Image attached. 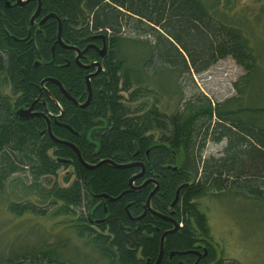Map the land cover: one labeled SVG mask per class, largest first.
Segmentation results:
<instances>
[{
  "label": "trees",
  "instance_id": "16d2710c",
  "mask_svg": "<svg viewBox=\"0 0 264 264\" xmlns=\"http://www.w3.org/2000/svg\"><path fill=\"white\" fill-rule=\"evenodd\" d=\"M234 1L30 0L19 6L0 0V195L12 175L30 179L28 199L12 202L9 211L74 217L77 235L111 264H155L172 221L179 227L165 237L160 264H195L197 254L181 253L203 247L199 264H239L217 257L197 202L221 195L264 202V68L240 20L228 14ZM49 15L55 17L40 24ZM59 23L62 43L86 50L82 61L101 62L89 80L90 72L74 61L67 66L75 52L57 43ZM95 37L106 40V56L100 57L104 42ZM227 57L245 70L234 83L236 96L214 103L195 93L173 111L162 105L165 79L190 77ZM48 78L71 99L53 82L42 87ZM88 83L91 100L81 107ZM7 86L10 93H2ZM36 100L35 111L50 117L55 139L73 144L90 166L113 164L87 168L73 148L49 135L45 118L17 117ZM99 126L106 128L93 131L97 151L86 135ZM222 141L220 156L204 157L208 142ZM129 163L138 166L114 165ZM62 169H72L64 185L52 181ZM156 184L150 206L158 214L146 211L137 219ZM121 194L116 201L104 197ZM54 263L66 264L55 246L0 256V264Z\"/></svg>",
  "mask_w": 264,
  "mask_h": 264
},
{
  "label": "rangeland",
  "instance_id": "374dc122",
  "mask_svg": "<svg viewBox=\"0 0 264 264\" xmlns=\"http://www.w3.org/2000/svg\"><path fill=\"white\" fill-rule=\"evenodd\" d=\"M231 8L236 10L228 14L240 20V27L250 37V44L259 53L258 61L264 68V0H237ZM130 36L136 35L130 32ZM243 75L245 70L227 57L190 77L165 79L162 105L173 111L195 93L208 97L214 103L226 100L236 96L234 83ZM260 80L264 86V72ZM1 92L9 94L10 89L4 87ZM225 146L226 141L208 142L203 155L218 157ZM67 172L71 173L72 169L60 170L52 181L64 185L62 177ZM9 179L5 195H0V256L7 257L11 252L37 253L55 246L66 264H111L101 257L88 238L77 235L72 226L74 217H54L51 212L42 217L11 213L9 204L28 199L25 184L28 185L30 179L21 174L12 175ZM21 179L24 185L20 184ZM29 199L39 203L33 196ZM197 202L207 216L217 257L239 264H264V202L232 195L205 196Z\"/></svg>",
  "mask_w": 264,
  "mask_h": 264
},
{
  "label": "water",
  "instance_id": "95a60500",
  "mask_svg": "<svg viewBox=\"0 0 264 264\" xmlns=\"http://www.w3.org/2000/svg\"><path fill=\"white\" fill-rule=\"evenodd\" d=\"M18 4H22V1H21V0H18ZM6 6H7V7L10 6V2H9V1H6ZM39 13H40V6H39L38 9L36 10V12H35V14L33 15V17L31 18V24H34V21H35V19L39 16ZM49 17H55V16H54V15H49V16H47L46 18H44V19L40 22V24H43L44 21H46ZM59 27H60V30H59V34H58V42H57V43H59V44L62 45V41H61V37H60V31H61V24H60V23H59ZM30 34H31V33L29 32V36H30ZM29 36H28V37H29ZM102 38H103V37H102ZM68 48H70V47H68ZM103 49H105V44L103 45ZM79 56H80V53H79ZM99 71H100V70H99ZM90 77H91V76H90ZM90 77H87V80H89ZM46 82H53V83L57 84V85L60 87V89L62 90L63 94H64L67 98L71 99V97L66 93V91L64 90L62 84H61L58 80L53 79V78L45 79V80H43V81L41 82V86L44 87V84H45ZM88 90H89L88 99L86 100V102H85L84 104L81 105V107H86V106L89 104L90 100H91V95H92V94H91V89H90V85H89V83H88ZM38 101H39V100H36L35 102H33V103L31 104V106L28 107V108H21V109H19V110L16 112L17 117L20 118V119H28V118H30V117H34V116H40V117L45 118V119L47 120V123H48V133H49V135H50V136H51L56 142L66 144V145L70 146L71 148H73V150H74L75 153L77 154V157H78V159L80 160V162H82V164L85 165L87 168H90V167L93 168L92 166L89 167V166L84 162V160H83L82 157H81V154H80L79 150H78L73 144H71L70 142H65V141H62V140L55 139V137L52 135V131H51V124H50V121H51V120H50V117H49L47 114L43 113V112H37V111H35V105L38 103ZM73 102H74L75 104H78V102H77L76 100H73ZM133 165H134V164H128V165L117 166V167L125 168V167H131V166H133ZM141 167H143V165H141ZM142 174H143V172H141L140 174H138L137 176L133 177V178L130 180V184H131V186H132L133 181H134L137 177L141 176ZM157 189H158V186H156V188L153 190V192H152L151 195L149 196V198H148V200H147V202H146V205H145V213H144L141 217H139V218H137V219H141V218L146 214V211H150V212H152L153 214H158V213H156L155 211H153V209H152L151 206H150L151 198H152V196L155 194V192L157 191ZM180 189H181V188H179V189L177 190L176 197H175V199H174V201H173V203H172V207L175 206V204L177 203V201H178V199H179ZM122 196H123V194H121V195L118 196V197L113 198V197H109V196H107V195H104V197H105V198H108V200H110V201H116V200H118V199H119L120 197H122ZM160 216H161V215H160ZM162 218L167 219V220H171V219H168L167 217H164V216H162ZM172 223L174 224V228H173L172 230H169V231L163 233V235H162V237H161V241H160V253H159L158 260H157V262H156L155 264H160L161 259H162V257H163V254H164V240H165V237H166L168 234H172V233H174V232H176V231L178 230V227H179L178 224H177L176 222H174V221H172ZM139 229H140V226H138V228L135 229V230H139ZM147 238H149V237H147ZM189 253H194V254H195L196 251H186V252L181 253V255H185V254H189ZM172 254H173V253H172ZM200 258H201V256L199 257V259L196 261L195 264H199V260H200Z\"/></svg>",
  "mask_w": 264,
  "mask_h": 264
},
{
  "label": "flooded vegetation",
  "instance_id": "af4514ba",
  "mask_svg": "<svg viewBox=\"0 0 264 264\" xmlns=\"http://www.w3.org/2000/svg\"><path fill=\"white\" fill-rule=\"evenodd\" d=\"M24 4H25V2L27 1V0H21ZM26 3H28V2H26ZM15 5H19V6H21L22 4H18L17 3V0H15V3H14ZM40 5V2H39V4H38V6ZM41 6V5H40ZM38 8V7H37ZM34 23H35V21H34ZM96 39L97 38H100V37H95ZM103 42H104V44H105V49H103V47L100 49V50H98L99 51V55H100V57H104V56H106V54H107V50H108V45H107V42H106V40L104 39V38H100ZM63 45V46H62ZM62 48L63 49H72V50H74V52H75V54H74V56L72 55L71 56V58H69V59H65L66 60V62H67V66H69L70 65V63H71V60L72 61H74L75 63H77L80 67H82L84 70H86V71H89L90 73L87 75V76H94V75H96L97 74V72L99 71V70H101L102 69V64H101V62L100 61H97V60H95V59H88V61H82V59H81V57H82V53L83 52H85V51H81V50H79V49H77V47H74V46H70V45H66V44H64V43H62ZM68 47H70V48H68ZM89 47H91L90 45L88 46V48ZM105 50V51H104ZM53 52H54V50H53ZM79 53H80V56H79ZM97 64H99V66L97 65ZM87 78V77H86ZM106 128V126L105 127H101V126H99V127H96V128H94L93 130H90L88 133H87V140H89V142L90 143H92L93 145H95L96 146V148H97V151L99 150V148H100V145H99V143H98V141L97 140H93L92 139V135H93V131H95V130H101V129H105ZM47 130H48V128H47ZM92 139V140H91ZM98 146H97V145ZM136 166H138V165H136ZM149 183H154V181H148ZM156 186H157V184H156ZM177 193V192H176ZM137 231V230H136ZM195 254H197V256L198 257H200L201 256V258L203 257V254H207V252H206V248L205 247H203V251H200V250H196V253ZM200 258V259H201ZM199 259V258H198ZM200 261V260H199Z\"/></svg>",
  "mask_w": 264,
  "mask_h": 264
},
{
  "label": "bare ground",
  "instance_id": "6f19581e",
  "mask_svg": "<svg viewBox=\"0 0 264 264\" xmlns=\"http://www.w3.org/2000/svg\"><path fill=\"white\" fill-rule=\"evenodd\" d=\"M28 1H30V0H27L26 2H28ZM25 2V3H26ZM17 3H18V0H17ZM22 4H24L23 2H22ZM40 6V5H39ZM38 6V7H39ZM46 18V17H45ZM59 30H60V27H59ZM58 34H59V32H58ZM60 34H61V31H60ZM60 37H61V35H60ZM105 51V50H104ZM98 66H99V64H97ZM87 77H89V76H87ZM105 127V126H104ZM97 145V144H96ZM98 146V145H97ZM102 163H112L113 164V162H111V161H107V160H103V161H101V162H99L96 166H98V165H100V164H102ZM129 164H134L133 166H136V165H138L137 163H129ZM88 165V164H87ZM116 167L117 166H124V165H128V164H124V165H119V164H114ZM89 167H90V165H88ZM96 166H92L93 168L94 167H96ZM133 166H131V167H133ZM91 168V167H90ZM119 168H121V167H119ZM125 168H127V167H125Z\"/></svg>",
  "mask_w": 264,
  "mask_h": 264
}]
</instances>
